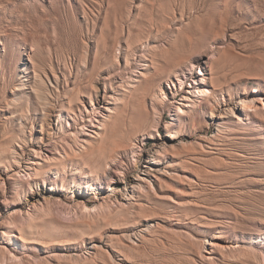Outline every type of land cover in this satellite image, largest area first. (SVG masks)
<instances>
[{
    "label": "rangeland",
    "instance_id": "rangeland-1",
    "mask_svg": "<svg viewBox=\"0 0 264 264\" xmlns=\"http://www.w3.org/2000/svg\"><path fill=\"white\" fill-rule=\"evenodd\" d=\"M166 51L180 56L183 71L156 76ZM152 77L160 84L154 82L157 94L142 109L148 134H130L138 138L136 149L121 154L133 182L142 150L175 144L161 158L164 173L143 183L138 202L150 212L123 224L100 219L99 230H89L87 210L75 201L22 219L12 204L18 195L28 199L26 214L34 200L27 174L37 175L16 174L20 165L40 162L60 184L62 177L70 180V166L52 169L67 158L63 150L47 154L48 161L31 154L41 146L42 123L52 143L63 145L65 138L72 146L68 151L79 155L85 149L75 147L77 137L99 142L94 133L82 135L83 125L94 122L95 131L103 133L114 125L122 103L143 101L134 89ZM201 78L207 92L194 97L192 107L185 104L187 115L178 118L189 86ZM38 92L53 107L41 103ZM106 92L110 103L103 100ZM244 98L254 100L259 114L250 119L256 112L248 110L239 127L228 113ZM263 104L264 0H0V264H264ZM171 135L180 139L173 142ZM15 143L19 153L30 154L20 163L10 158L8 148ZM145 165L143 157L139 166ZM92 188L84 189L88 199L98 185ZM78 218L84 227L77 226ZM5 227L10 237L1 234ZM125 227L134 232L125 236ZM141 228L148 232L141 235ZM22 229L28 241L41 245H24L17 238Z\"/></svg>",
    "mask_w": 264,
    "mask_h": 264
},
{
    "label": "bare ground",
    "instance_id": "bare-ground-1",
    "mask_svg": "<svg viewBox=\"0 0 264 264\" xmlns=\"http://www.w3.org/2000/svg\"><path fill=\"white\" fill-rule=\"evenodd\" d=\"M158 61L159 64H157L156 76L159 75L158 73H163V72L169 73V71H173V70H175V73H179L183 71L181 66L182 60L180 56L168 55L166 51L162 53V55H160ZM133 75L136 76V73L134 72ZM168 77L170 82H174L172 81L171 75H169ZM184 77H186V74H184ZM159 81H160L159 78L152 77L146 79L144 82H140L134 89V93L138 97H141L143 101H140L134 97L133 99L122 103L121 112H119L114 117V125L111 127H107L103 133H98L97 131H95V129L98 127L94 124V122L90 123L89 128L86 124H84L83 125L84 129L81 130L82 135L86 137H92L91 134L94 133L99 136V142L98 145H94L91 144V142L87 138L80 140L81 138L77 137L76 142L74 144L75 147L76 145L77 146L80 145L79 147L85 149L79 155L73 156L68 151V149L72 146L68 147V142L66 141L65 138H62L61 141L63 145H59V144L57 145L56 143H52L50 138L51 132L49 131V129H46L44 124L42 123L41 129H38V131L41 133V136L38 138V142L41 144V146H39L40 147L39 151L30 150L31 154L33 152L35 154V157L37 154L36 158L44 161H48L50 156L47 154L56 153L58 155H61V150H63L66 153L67 158L65 160H61L59 163H55L52 169L55 171L57 170V172H60L61 170L63 171L64 168H66L67 166H70L71 168V172L69 174L70 180H68L67 178L68 176L65 178L62 177L61 179L62 182L60 184L57 179L54 178L52 179V177L50 176L53 174L52 170L49 172V174H47L44 168L42 167V163L40 162L31 161L27 163V164L36 165V167L35 166L32 167L31 165H30L31 167H28V165L24 167L20 165L19 171H17L16 174L21 173V171L23 172L26 170L27 171L32 170L34 174L37 175L38 177L37 176L33 177L31 175L32 172L31 173L29 172L30 174H27V176H29V180L25 182V185H27V187L31 191L33 195L32 198L34 200H32L27 205L29 210H27L25 214L22 213V209L26 205L25 200L28 199L24 200L20 195H18L16 201L12 204L15 207L16 210L15 212H17L20 215L22 214L23 217L22 216L21 217L22 219H24L26 217L31 216L33 214L32 211L38 212L39 209H43L44 207L51 208L55 205L56 206L64 205L66 204V202L73 203L75 201L74 203L75 207L82 205L83 208L87 210L88 217L91 220V222H89L90 223L89 230L102 229L101 223L99 221L100 219L103 223L108 222L110 224H118V223L123 224L132 221L140 214H147L148 212H150L149 207L142 206L138 202L142 198L141 190L144 188L143 183L150 181L149 179L152 177L157 178L159 174L164 173L161 172V169L164 168L159 167L161 163V158L165 157L166 152L172 150L175 147V144L171 143L170 146V144H167L165 142L156 143L151 149L145 148L144 150H142L139 156H137L138 158L136 165L133 167L134 171L136 172L135 175L136 178H134L133 182L128 179V174L126 173V171H124L125 167H128V162L126 161L125 158L121 157V154L131 150V147L135 148L134 145L136 143H134V141L137 140L138 138L133 140V138L129 137L130 134L139 132L140 133L138 135L139 137L148 134L147 133V131L149 130L148 126L142 124V122L146 121L148 117L144 115L142 109L146 108L150 99L157 94V91L154 88L155 87L154 82H157L156 85H158L160 84ZM202 81L203 80L201 78L200 82L198 83L197 79H195L192 85L189 86V89L186 92V95L183 100L184 104H181L178 108L179 109V112L177 113L178 118L181 119L187 115L185 104H189L187 107H192L193 104L195 103L194 97L201 96L207 92L206 89L200 86V83H202ZM181 83H183V81H181ZM173 87H176L174 83H173ZM44 96L42 92H38L37 94L38 100H40L41 103H43L45 106L51 105V107H53V103L51 101H46L47 99H45ZM108 98L109 97L106 92L105 95L103 96V100L105 103H110ZM97 101L98 103H100V99L99 100L97 99ZM92 106H96V104H94L93 102ZM154 107L156 108L157 105L155 104ZM237 107H238L237 105H232V108H229L231 113L228 114L231 120L235 122V125L239 127L245 124L246 122L245 116L248 114V110L255 109L254 111L256 112L255 114L252 113L250 115L249 117L250 119L251 117L257 118V115L259 114L258 107L253 99L250 100L244 98L241 107H238L239 112L236 113ZM102 108L109 111L108 108H105L103 106ZM70 109L73 110L72 105H70ZM223 118H225V116H223ZM43 121H45L44 118H42V122ZM95 121L98 122V120ZM72 128H75V126ZM31 129L34 130L33 122H31ZM169 137L173 142H175L177 139H180V137L176 135H171ZM21 139L23 141L22 144L25 146V148H27L28 147L27 136L24 135V137ZM81 141L83 143H81ZM14 145L9 146L8 148L10 149L11 152L10 158L11 157L15 158V161H17V163H20V161L18 160L19 158L25 159L24 156L29 157L28 155L30 154H27L25 149H21L22 153L18 152L16 147H21L19 143H15ZM143 157L146 159V165L145 167L143 166V168H141L139 166V161L142 160ZM54 158L56 159L55 156ZM5 159L7 160L8 158ZM26 160H30V158ZM39 180L43 181L41 185L38 182ZM103 180H105L106 181L105 183L107 184V186L105 187L101 185ZM69 181L70 183H72V186L70 185L71 188L75 189L71 191L74 193L73 197L71 198L67 195L69 189L66 187V183H68ZM94 183L98 185V188L95 191H93L94 197L88 199L87 198L88 192L84 191V189H89V188L93 189L92 185H94ZM122 184H124L123 187ZM40 186H41V190H43V196L42 193L39 192ZM39 197H42L43 201H41ZM87 203H89V205L92 204L94 205L93 211L91 210V208ZM98 204L99 206H97ZM136 206L138 207L137 211L134 210ZM102 212L103 215L99 218L100 216L99 213ZM152 219L153 218L150 217L148 218V221ZM13 220L17 222L19 220V217L14 215ZM76 223L77 226L80 227L85 226V221L81 218H78ZM130 227L124 228L127 229L123 231L124 232L123 234H125V236H130L129 235L130 232H134V230ZM145 232H148L147 228L146 229L141 228V230L138 231V233H140L141 235H144ZM17 233L19 234L17 235V238L24 245H41V243L35 242L34 240L28 241L25 230L23 229L19 230ZM1 234L4 237H10V235H12V231L9 228L5 227L2 229ZM257 242H263V241L259 240ZM55 246L61 247L63 246V244L62 243L55 244Z\"/></svg>",
    "mask_w": 264,
    "mask_h": 264
}]
</instances>
